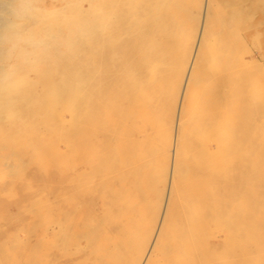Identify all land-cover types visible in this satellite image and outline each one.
Returning <instances> with one entry per match:
<instances>
[{
	"label": "rangeland",
	"instance_id": "rangeland-1",
	"mask_svg": "<svg viewBox=\"0 0 264 264\" xmlns=\"http://www.w3.org/2000/svg\"><path fill=\"white\" fill-rule=\"evenodd\" d=\"M107 3L109 12L127 15L153 12L150 20L136 27L138 33L148 26L155 28L154 41L144 45L149 60L142 63L138 72L141 75L164 72L167 79L158 93V108H142L145 111L140 110L138 117L116 126L119 136L113 144L122 156L130 157V162L135 160L139 166L134 173L125 167L123 174L139 182L122 197L123 210L107 211L99 221L89 224L90 241L79 257L84 253L91 255L84 261L80 257L79 264H145L147 259L146 264H190L181 256L183 241L194 249L205 250L207 258L202 264H264V0H107ZM110 30L111 25L107 24L100 35ZM126 38L111 36L97 48L92 41L70 61L33 72L26 90L9 102L0 101V264H57L60 254L57 219L62 192L59 177L63 163L74 158L78 131L74 109L80 102L90 101L92 92L106 76L103 58L109 44L112 46L109 52H116L109 66L116 67L119 63L123 66L127 62L122 63ZM245 49H249L247 54ZM95 53L102 62L97 72L92 65ZM193 59L196 63L183 100L186 131L179 133L180 148L187 152L179 160L183 187L189 191L196 187L186 182L195 165L194 156L188 152L193 146H203L196 141L200 118L213 109V101L221 94L225 98L219 104L220 115L236 112L238 118L235 164L232 170L214 174L213 184L209 185L212 187L209 196L225 190L220 203L223 217L217 222L213 218H196V206L185 204L175 223L158 240V250L150 253L167 199V186L163 187L165 156L166 152L171 155L173 149L174 121ZM257 79L263 84L259 90L253 85ZM66 84L71 87L65 88ZM121 86L118 82L113 89ZM26 92L60 94L56 100L48 96L38 105L25 106L20 100ZM132 95L141 100L145 90ZM217 119H220L218 133L224 135L227 128L220 117ZM203 120L206 121L201 127H209V120ZM86 125L84 122L83 128ZM212 158L213 165H217L228 160V155L220 153ZM207 198L202 197L201 201ZM207 213H211V208ZM120 218H128L127 228L124 236L114 239L110 235L119 226L113 221ZM101 222L109 230L99 237L97 227ZM181 227L191 228L193 237L186 239ZM72 246H66L65 251ZM149 253L153 257L149 258ZM103 254L106 258L102 260Z\"/></svg>",
	"mask_w": 264,
	"mask_h": 264
},
{
	"label": "bare ground",
	"instance_id": "bare-ground-1",
	"mask_svg": "<svg viewBox=\"0 0 264 264\" xmlns=\"http://www.w3.org/2000/svg\"><path fill=\"white\" fill-rule=\"evenodd\" d=\"M57 2L58 0H52L49 4H55ZM14 7V0H5V2L0 5V27L6 26L11 21ZM151 13L153 12H137L131 15H127V12H109V19L107 24L111 25L110 32L102 36L99 34L93 40L94 47L97 48L102 41H109L111 39V36H122L123 38L127 37L125 47L123 49L124 54L122 55V60L124 61H122V63L125 61L127 62H125L123 66L118 62L119 64L116 65V67L114 65L110 67V61L111 59H113L116 52L114 50L109 52L110 47H112H109V45H111L109 44L108 48H106L108 49V52H104L103 58L105 62L104 65L106 67V76L102 79L103 81L101 80L98 83L99 88L95 89L92 92L90 101H88L86 104L80 102L74 109L77 123L76 127L78 130L76 134V143L74 145V158L70 163H63L59 177L60 183L62 185V192L61 205L57 219L58 235L60 238L57 246L59 247L58 250L60 253L57 264H65L66 262H68V264H79L81 262V260H79L80 257H83L82 261L88 259V254L91 255L90 253H84V256L82 254V256L80 257L79 254L83 250V246L85 244H88V242L90 241L91 233L88 230L89 224L91 225L92 222L95 223V221H99L100 217H102L103 214H105L107 211L120 208L121 210H123L121 207L122 197L126 192H128V190H130L133 186H135V184L139 182H137V180H131L130 178L128 179V176H125L123 174V170L125 167L129 172L134 173L138 171L139 166H137L135 160L134 162H132L133 160L130 162V157L122 156L118 151V147L114 145L113 142L119 136L117 134L118 131L116 128L117 124L125 123L132 119H135L140 110L145 111V108L153 107V109H156L159 107L160 96L158 93L162 90V86H164L163 84L164 80L167 79V74L161 72L159 74L151 73L150 75H141L138 72L142 63L145 60H149V51L148 48L144 45L146 43L148 44L149 42L154 41L153 31L155 28L148 26L146 30H143L142 32L138 33L135 31L139 23H145V21L151 19ZM151 48L154 49L155 47ZM248 51L249 49H245V54H247ZM154 56V58L158 60L157 57L159 56L157 54H155ZM195 63L196 59H193V62L191 61V65H189L190 70L187 72L184 79L182 89L183 92L181 95L182 97L179 103L180 111L176 110L179 111V113H177L176 119L174 121V142H172L173 140L171 141L173 144V149L171 155L169 154L170 156L167 152L165 156L166 162L164 165L165 170L163 187L167 186V199L165 200V206L162 208L163 213L161 221L159 222V225H156L157 227L155 230L157 231H155V239H153L154 241L151 244V248H149L150 253L151 251L158 250V240L166 233L171 225L175 223L176 218L179 216V210L185 204L196 206V208H194L197 211L196 218H213L215 222H217L221 217H223V208L220 207V203L221 198L224 195L223 192H225V190L223 192L220 191V193L216 191L214 194L209 196L212 189V187H209V185L213 184L212 180L214 174H219L221 172H224L225 170H232L235 164L233 155L236 151V138L238 133L236 130L238 118L236 112L232 114H227L226 112H224L222 116L220 115L221 111L219 108V104L222 103L221 98L224 99L225 95H219V97L213 101V109L208 111L200 118L198 127L199 135H197L198 138L196 141L200 142V145L202 143L203 146L200 148L193 146L191 147V150L189 149L188 152V154H192L194 156L193 160L195 165L192 168L193 175H189L188 179H186L187 181H185L187 182V184H196V187L193 190L189 191L186 187H183L184 183L182 178L180 177L179 160L187 153L186 151H183V149L181 150L179 142V133H185L186 131V127L184 125L185 119L183 100L187 93L190 74L192 73L191 70H193ZM101 64V59L99 58L98 54L95 53V56L92 60V65L95 72H97L102 67ZM245 74L246 73H244V75ZM118 82H121L122 86L119 89H113L114 86L118 84ZM253 85L254 89L256 90L261 89V87L263 86L262 82L259 79H257ZM68 87L71 86L69 84H66L65 88ZM142 89L145 90V95L141 100L138 99V97L132 95L134 92H137L138 90L141 91ZM59 94V92H54L51 94H48L46 92L36 94L32 92H26L21 96L20 101L25 106L32 104L38 105L43 101L45 97L48 96L54 100L58 99ZM233 98H231L230 101H233ZM221 110L223 109L221 108ZM86 115L87 119L84 120ZM217 117L221 118V123L227 128L224 135H219L220 133H218L219 128L217 120L220 119H217ZM204 118L207 119V121L209 120V127H201L200 124L206 121L203 120ZM84 122L87 123L85 128H83ZM129 140L130 139H128V141ZM189 142L188 146H190L189 144L191 143ZM220 153L227 154L228 160L221 164L216 165L214 163L213 165L214 161L211 160L213 159L212 156L218 155ZM217 158H219V156ZM181 164H183V161L181 162ZM207 169L209 171H207ZM202 185H204V187L200 188V186ZM67 188H69L70 191H67ZM205 196H208L210 200L207 198V200L201 201V198H205ZM208 208H211L210 214L207 213ZM102 220L103 219H101V221ZM127 221L128 218H120V220L118 221H113L118 223L119 227L116 233H113L110 236L114 237V239H116L120 235L124 236V231H126L127 228ZM210 226L212 225H209V227ZM97 228H99V237L103 234H107L109 230H106L103 222H101L100 226H98ZM154 228L152 231H154ZM181 229V231L186 234L183 235L186 239L193 237L194 234L191 228L188 229L186 227L183 229V227H181ZM153 233L154 232H152V234ZM69 244H72L73 246L71 250L67 252L65 251V248ZM180 248H183V252L185 251V253L181 252V256L187 258L190 264H202V262H204L207 258V256L205 255V250L200 248L194 249L193 246L190 245L187 241H183V243L180 245ZM150 253L148 255L149 258H151L152 256L150 255ZM153 254L155 253L153 252ZM197 254L199 255L196 259H194L193 256ZM49 256L50 254L49 252H47V257ZM100 257L102 258V260L106 258L105 254ZM95 260L96 259L94 257V262Z\"/></svg>",
	"mask_w": 264,
	"mask_h": 264
},
{
	"label": "clouds",
	"instance_id": "clouds-1",
	"mask_svg": "<svg viewBox=\"0 0 264 264\" xmlns=\"http://www.w3.org/2000/svg\"><path fill=\"white\" fill-rule=\"evenodd\" d=\"M5 0H0L2 5ZM11 21L0 27V101L29 86L33 72L70 61L106 27L107 0H14Z\"/></svg>",
	"mask_w": 264,
	"mask_h": 264
}]
</instances>
